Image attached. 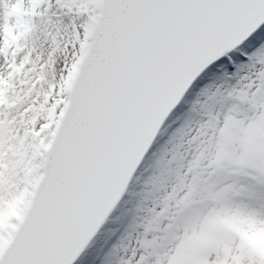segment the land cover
Listing matches in <instances>:
<instances>
[{
    "label": "snow or ice",
    "instance_id": "snow-or-ice-1",
    "mask_svg": "<svg viewBox=\"0 0 264 264\" xmlns=\"http://www.w3.org/2000/svg\"><path fill=\"white\" fill-rule=\"evenodd\" d=\"M0 264H264V0H0Z\"/></svg>",
    "mask_w": 264,
    "mask_h": 264
},
{
    "label": "rangeland",
    "instance_id": "rangeland-1",
    "mask_svg": "<svg viewBox=\"0 0 264 264\" xmlns=\"http://www.w3.org/2000/svg\"><path fill=\"white\" fill-rule=\"evenodd\" d=\"M133 199H135V197Z\"/></svg>",
    "mask_w": 264,
    "mask_h": 264
}]
</instances>
